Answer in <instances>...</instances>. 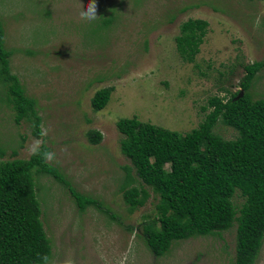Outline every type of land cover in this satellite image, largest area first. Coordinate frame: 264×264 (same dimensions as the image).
<instances>
[{
    "label": "rangeland",
    "instance_id": "rangeland-1",
    "mask_svg": "<svg viewBox=\"0 0 264 264\" xmlns=\"http://www.w3.org/2000/svg\"><path fill=\"white\" fill-rule=\"evenodd\" d=\"M87 3L0 0L11 71L37 100L44 138L32 134L26 119L14 121L0 83V161L28 158L44 140L52 153L47 161L77 191L110 210L88 206L80 212L66 186L35 173L52 249L47 264H232L236 223L214 235L176 241L160 257L146 248L140 224L156 197L149 189L145 204L128 211L118 187L122 167L131 162L120 150L116 123L136 116L181 133L196 127L207 100L225 95L224 88L240 89L243 66L262 59L264 0H96L94 18L81 14ZM189 18L208 22L190 62L181 59L174 40ZM107 86L109 101L94 111V92ZM250 93L264 97V68ZM90 130L101 132L99 143L89 142ZM214 130L225 138L236 134L221 122ZM233 201L241 205L238 192ZM255 264H264V240Z\"/></svg>",
    "mask_w": 264,
    "mask_h": 264
},
{
    "label": "trees",
    "instance_id": "trees-1",
    "mask_svg": "<svg viewBox=\"0 0 264 264\" xmlns=\"http://www.w3.org/2000/svg\"><path fill=\"white\" fill-rule=\"evenodd\" d=\"M262 25L264 28V19ZM207 26L208 22L198 18L179 25L174 40L182 60H194ZM11 54L5 46L0 18L4 100L11 106L17 124L26 119L32 134L44 139L37 100L26 93L19 76L11 71ZM262 68L264 54L262 59L243 66L240 89L231 92L224 88L225 95L207 100L201 108L207 111L203 120L186 133L136 116L117 121L120 150L131 162V166L122 167L124 176L118 187L128 211L143 206L150 191L156 197L153 211L140 224V237L154 256L165 255L176 241L214 235L236 223L232 264H255L264 240V97L253 99L250 88ZM111 91L107 86L94 92V111L105 107ZM218 122L231 127L235 136L225 138L215 132ZM87 138L97 144L102 134L90 130ZM47 152L50 148L42 140L28 158L0 161V264H47L51 258L35 173L51 176L66 186L80 212L88 206L110 212L100 199L70 185L47 161ZM237 192L243 199L240 206L233 201Z\"/></svg>",
    "mask_w": 264,
    "mask_h": 264
},
{
    "label": "clouds",
    "instance_id": "clouds-1",
    "mask_svg": "<svg viewBox=\"0 0 264 264\" xmlns=\"http://www.w3.org/2000/svg\"><path fill=\"white\" fill-rule=\"evenodd\" d=\"M86 9H87L86 11L82 9L81 14L87 15L89 18H94L96 15V0H88ZM45 154L50 156L52 153L47 152Z\"/></svg>",
    "mask_w": 264,
    "mask_h": 264
}]
</instances>
